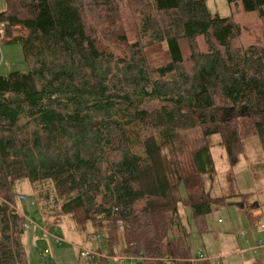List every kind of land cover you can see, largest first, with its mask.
<instances>
[{"label": "trees", "instance_id": "1", "mask_svg": "<svg viewBox=\"0 0 264 264\" xmlns=\"http://www.w3.org/2000/svg\"><path fill=\"white\" fill-rule=\"evenodd\" d=\"M6 4L0 25L25 32L10 41L27 70L0 75V264H31L23 180L44 217L103 236V264L115 244L133 264H212L192 254L179 205L204 231L229 203L213 192L212 136L231 170L246 135L264 149V0H244L256 13L247 23L205 0ZM238 107L249 114L217 111Z\"/></svg>", "mask_w": 264, "mask_h": 264}, {"label": "rangeland", "instance_id": "2", "mask_svg": "<svg viewBox=\"0 0 264 264\" xmlns=\"http://www.w3.org/2000/svg\"><path fill=\"white\" fill-rule=\"evenodd\" d=\"M205 1L213 14L221 17L234 16L235 21L240 23H247L248 19L256 17V13L248 10L244 0ZM6 5V0H0V11L6 9ZM24 34L23 30L16 28L8 36L0 25V75L27 70L21 43L10 41ZM241 41L244 44L251 43L246 31L242 33ZM156 105L157 103H151L147 107ZM217 111L221 115L224 113L223 117L230 120L241 119L249 114L247 108L240 107L232 109L230 113L223 109ZM243 138L244 149L240 162L232 170L225 149L221 146V136L214 135L211 138L212 155L217 169L213 192L216 196L228 195L229 203L215 207L207 216L208 229L200 231L191 209L184 203L179 205L181 218L188 227V241L195 259L203 254L212 264H264V250L257 248L260 242L264 243V149L253 134ZM233 173L234 186L229 189V175ZM16 191L33 200V188L29 180L19 182ZM240 193L248 195L241 196ZM17 204L27 217L23 242L32 261L30 263L103 264L98 254L81 257L82 250L96 252L99 249L106 255L109 254L110 250L103 236H87V233L77 230L68 218L63 221L47 219L36 204L22 202L19 197ZM241 230L246 232L244 237L238 235ZM122 248L123 244L120 247L113 245L116 256L105 260L111 261V264H133L122 253ZM46 250L48 253H45Z\"/></svg>", "mask_w": 264, "mask_h": 264}, {"label": "built area", "instance_id": "3", "mask_svg": "<svg viewBox=\"0 0 264 264\" xmlns=\"http://www.w3.org/2000/svg\"><path fill=\"white\" fill-rule=\"evenodd\" d=\"M18 197H19V200L22 201V202H29V203H32V204L34 202L32 200H29L28 196L25 195V194H20ZM263 227H264V223H263ZM238 235L244 237L246 235V232L244 230H241V231H239ZM257 248L264 250V243L260 242L258 244ZM45 253H48V250H46ZM93 254H98L100 257L106 256V254L103 253V252L102 253H98V252H93V251H90V250H82L81 251V257H89V256H91ZM203 258H204L203 254H200L199 257H198L199 260L203 259ZM34 264H45V262L34 263Z\"/></svg>", "mask_w": 264, "mask_h": 264}, {"label": "flooded vegetation", "instance_id": "4", "mask_svg": "<svg viewBox=\"0 0 264 264\" xmlns=\"http://www.w3.org/2000/svg\"><path fill=\"white\" fill-rule=\"evenodd\" d=\"M249 264H254V262H251V263H249Z\"/></svg>", "mask_w": 264, "mask_h": 264}, {"label": "crops", "instance_id": "5", "mask_svg": "<svg viewBox=\"0 0 264 264\" xmlns=\"http://www.w3.org/2000/svg\"><path fill=\"white\" fill-rule=\"evenodd\" d=\"M49 261V260H48ZM30 262H32L31 260H30ZM50 262V261H49Z\"/></svg>", "mask_w": 264, "mask_h": 264}]
</instances>
